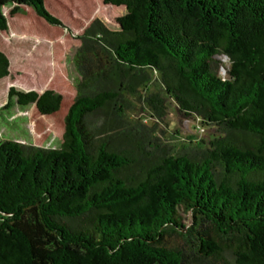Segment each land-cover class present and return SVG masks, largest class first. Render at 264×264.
<instances>
[{
	"label": "trees",
	"instance_id": "1",
	"mask_svg": "<svg viewBox=\"0 0 264 264\" xmlns=\"http://www.w3.org/2000/svg\"><path fill=\"white\" fill-rule=\"evenodd\" d=\"M45 2L0 0V32L5 7L61 26ZM101 2L125 12L78 36L65 110L53 89L6 95L63 129L56 148L0 141V264H264V0ZM139 92L207 134L159 143L126 117Z\"/></svg>",
	"mask_w": 264,
	"mask_h": 264
},
{
	"label": "rangeland",
	"instance_id": "2",
	"mask_svg": "<svg viewBox=\"0 0 264 264\" xmlns=\"http://www.w3.org/2000/svg\"><path fill=\"white\" fill-rule=\"evenodd\" d=\"M46 8L59 19L61 26L50 25L36 16L34 11L20 6L11 16V7L3 9L7 19V30L0 32V51L10 62V75L0 82V141L11 140L18 143L43 148H56L61 141L63 129L62 111L70 102L69 85L77 77L72 57L80 45L78 36L93 19H97L109 30H116V18L125 10L104 5L101 0H46ZM223 66L218 75L226 76L227 59L221 58ZM18 73V76H15ZM10 87L21 91L53 89L63 94L61 113L41 116L34 105L25 107L13 104L6 108V95ZM128 101L126 117L144 125L149 136L163 145L182 152V146L189 141L203 139L207 134L196 128L192 120H180L173 111H167L163 118L153 115L146 105L143 93L125 95ZM99 124V120H95ZM191 138V139H190ZM189 220V216L185 218Z\"/></svg>",
	"mask_w": 264,
	"mask_h": 264
}]
</instances>
